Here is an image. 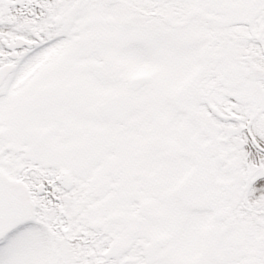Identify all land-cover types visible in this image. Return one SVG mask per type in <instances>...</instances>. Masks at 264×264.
<instances>
[{"label": "snow or ice", "instance_id": "6c2138e0", "mask_svg": "<svg viewBox=\"0 0 264 264\" xmlns=\"http://www.w3.org/2000/svg\"><path fill=\"white\" fill-rule=\"evenodd\" d=\"M0 264H264V0H0Z\"/></svg>", "mask_w": 264, "mask_h": 264}]
</instances>
